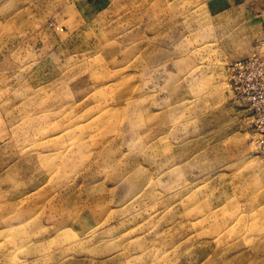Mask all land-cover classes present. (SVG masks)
<instances>
[{
	"label": "rangeland",
	"instance_id": "obj_1",
	"mask_svg": "<svg viewBox=\"0 0 264 264\" xmlns=\"http://www.w3.org/2000/svg\"><path fill=\"white\" fill-rule=\"evenodd\" d=\"M252 55L264 0H0V264H264Z\"/></svg>",
	"mask_w": 264,
	"mask_h": 264
},
{
	"label": "built area",
	"instance_id": "obj_2",
	"mask_svg": "<svg viewBox=\"0 0 264 264\" xmlns=\"http://www.w3.org/2000/svg\"><path fill=\"white\" fill-rule=\"evenodd\" d=\"M228 73L232 93L247 107L255 135L252 144L257 152H264V56L238 60L230 65Z\"/></svg>",
	"mask_w": 264,
	"mask_h": 264
},
{
	"label": "bare ground",
	"instance_id": "obj_3",
	"mask_svg": "<svg viewBox=\"0 0 264 264\" xmlns=\"http://www.w3.org/2000/svg\"><path fill=\"white\" fill-rule=\"evenodd\" d=\"M249 57H250V56H249ZM237 61H238V60H237ZM229 90L231 91L230 86H229ZM253 162H255V161L252 160V161H251V164H253Z\"/></svg>",
	"mask_w": 264,
	"mask_h": 264
}]
</instances>
